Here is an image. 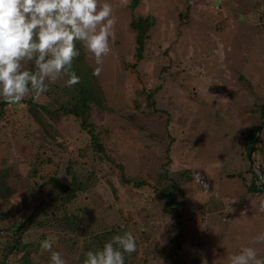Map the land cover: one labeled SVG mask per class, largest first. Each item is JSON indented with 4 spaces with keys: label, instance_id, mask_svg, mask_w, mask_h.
Segmentation results:
<instances>
[{
    "label": "rangeland",
    "instance_id": "rangeland-1",
    "mask_svg": "<svg viewBox=\"0 0 264 264\" xmlns=\"http://www.w3.org/2000/svg\"><path fill=\"white\" fill-rule=\"evenodd\" d=\"M130 2L100 0L112 5L116 20L111 52L97 65L78 42L72 63L80 80L90 76L101 92V103H89L88 121L103 151L80 119L49 113L64 100L72 102L64 93L73 87L66 86V76L38 99L30 92L4 107L0 168L13 194L7 202L0 199V264L21 263V252L3 263L2 247L43 197L48 206L37 220L53 227L33 221L22 233L23 242L32 244L33 264H50L51 253L40 249L43 240L52 241L66 264H83L84 251L125 232L136 241V251L124 254L127 261L163 264L179 226L156 194L173 180L186 202L184 264H229L242 247L264 257V242L254 240L264 231V191L247 189L258 183L250 167L264 179V0H139L133 9ZM140 16L153 25L137 59L130 22ZM24 68L34 72V62ZM29 99L46 108L40 117L48 129L28 112ZM258 125L261 141L252 161L244 144ZM58 180L76 188L68 201L65 194H49ZM36 182L52 197L36 193L26 208L22 196Z\"/></svg>",
    "mask_w": 264,
    "mask_h": 264
},
{
    "label": "clouds",
    "instance_id": "clouds-1",
    "mask_svg": "<svg viewBox=\"0 0 264 264\" xmlns=\"http://www.w3.org/2000/svg\"><path fill=\"white\" fill-rule=\"evenodd\" d=\"M115 23L112 5H101L100 0H0V99L18 104L30 92L38 99L63 76L67 87L78 84L80 77L72 69L80 54L77 43L100 65L111 52ZM26 62H34V72L24 68ZM100 71L95 68L93 75ZM193 178L207 187L199 172ZM259 210L264 211V200ZM254 240L264 242V231ZM52 247L47 239L40 244L41 252L51 253L50 264H66ZM134 251L135 238L125 232L87 251L83 264H124V254ZM229 264H264V257L253 247H242L229 257Z\"/></svg>",
    "mask_w": 264,
    "mask_h": 264
},
{
    "label": "trees",
    "instance_id": "trees-1",
    "mask_svg": "<svg viewBox=\"0 0 264 264\" xmlns=\"http://www.w3.org/2000/svg\"><path fill=\"white\" fill-rule=\"evenodd\" d=\"M139 3V0H131L130 7L133 9L137 6ZM153 25V20L149 16L145 17H138L136 20L133 19L130 22V26L132 29L136 31V44H137V59H141L143 56V50H144V42L147 37V32L150 29V27ZM73 71L77 74L75 68L72 66ZM89 77V78H88ZM85 76V78L80 80V82L76 85H73L71 89H65L64 93L69 95V100H72L70 103H65V100L59 103L58 108H55L53 111L49 110V113L55 114L57 112L63 113L65 115H73L76 118L80 119V127L82 129H85L88 134L90 135L91 142L99 148L101 151H103V146L100 143L97 134L94 132V124L88 121V106L89 103L94 101L96 103H101L100 100H102V95L100 90L96 86V82L94 79L90 80V76ZM149 97H151V94H149ZM28 103V112L33 116L34 120H36L39 124L44 126V129H48L47 126L42 123L41 117H40V109H46L44 106H40L36 104L33 100L29 99L26 100ZM8 103H5L4 101L0 100V121L3 119V112L4 107ZM262 107V106H261ZM261 118H264V107L262 108ZM48 111V109H47ZM261 129V126L258 125L253 130L249 132V134L246 136L244 149L249 155V158H252L253 153L256 152V148L258 143L261 141V137H257V132ZM166 151H169V148H166ZM37 160V159H36ZM253 161V158H252ZM35 163V162H34ZM33 163V164H34ZM121 167V166H119ZM261 167V166H260ZM252 169V176L254 180L258 181L257 184H255V181H252L249 186H247V189L249 191H256L257 193H261L264 191V179H261L260 176L253 170V167H250ZM262 172H263V168ZM36 173V172H35ZM264 175V172H263ZM53 179H55V176H48V178L45 180L46 184L52 183ZM127 181V180H125ZM59 184L56 187H53L49 194L53 195L54 197H62V194L66 195V198L64 201H68L72 196H74V192L76 191V188L72 187L71 184H63L58 180ZM139 185V184H137ZM40 186H43L40 188ZM59 188H63L60 190ZM44 183L36 182L35 186L33 185L29 187L28 191L25 192V194L22 196L23 204L26 208H30V202L36 201V193L41 194L42 196L45 195L47 198L48 192H43L44 190ZM159 189V190H158ZM157 189V198L161 201H163V209L165 212L169 213L170 215H173V218L176 220V223L178 224V232L177 234L171 238L172 245L168 250L166 251L165 255L166 258L164 259L163 264H184L182 262V258L180 255V252L182 250V243L184 239V223L182 221V211L183 207L185 205V199L183 196V193L180 189V185L175 181H171L168 186H164ZM68 193V195H67ZM12 186L9 183V176L7 175L6 170L3 168H0V199L3 202H7V200L12 196ZM52 197V196H51ZM51 197H48V200L51 199ZM44 198V197H43ZM43 198L38 201L39 207L31 210L30 214L25 218V220L22 223H19L18 225H15L13 227V237L7 236V242L3 244L2 247V262L4 263L8 257H13V255H16L17 253L21 252L20 256V264H33V260L30 259V254L34 251L31 250L32 244L31 242H23L22 240V233L24 232L25 228L24 226L29 227V223L32 224L33 221H36V225L38 227L44 226L46 223L49 224L50 227H53L48 220L40 219L37 220V216L39 212L41 213L46 210L47 201L43 200ZM58 198V199H59ZM4 205V204H3ZM5 206V205H4ZM41 206V207H40ZM57 227V226H55ZM71 230V229H70ZM110 241V240H109ZM108 241V242H109ZM102 243V242H101ZM106 243L103 242L102 245ZM85 251L82 254V260L85 259ZM29 257V259H28ZM10 260V259H9ZM82 261V262H83ZM13 262V261H12ZM12 264H19L18 262H14ZM124 264H133L129 261H127L126 256H124Z\"/></svg>",
    "mask_w": 264,
    "mask_h": 264
},
{
    "label": "built area",
    "instance_id": "built-area-1",
    "mask_svg": "<svg viewBox=\"0 0 264 264\" xmlns=\"http://www.w3.org/2000/svg\"><path fill=\"white\" fill-rule=\"evenodd\" d=\"M203 181H204V182L207 184V182H206V180H205V179H203ZM202 185H203V186H205L203 183H202Z\"/></svg>",
    "mask_w": 264,
    "mask_h": 264
},
{
    "label": "water",
    "instance_id": "water-1",
    "mask_svg": "<svg viewBox=\"0 0 264 264\" xmlns=\"http://www.w3.org/2000/svg\"><path fill=\"white\" fill-rule=\"evenodd\" d=\"M260 129V128H259Z\"/></svg>",
    "mask_w": 264,
    "mask_h": 264
}]
</instances>
